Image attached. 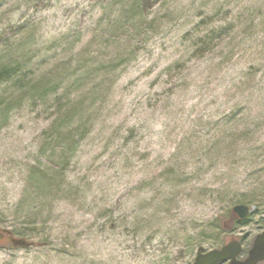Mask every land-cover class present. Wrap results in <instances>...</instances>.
I'll list each match as a JSON object with an SVG mask.
<instances>
[{"label": "rangeland", "instance_id": "rangeland-1", "mask_svg": "<svg viewBox=\"0 0 264 264\" xmlns=\"http://www.w3.org/2000/svg\"><path fill=\"white\" fill-rule=\"evenodd\" d=\"M2 70L0 264H192L264 230V0H0Z\"/></svg>", "mask_w": 264, "mask_h": 264}, {"label": "water", "instance_id": "water-1", "mask_svg": "<svg viewBox=\"0 0 264 264\" xmlns=\"http://www.w3.org/2000/svg\"><path fill=\"white\" fill-rule=\"evenodd\" d=\"M232 211L241 219L249 213V208L244 204H236ZM13 245L26 246L28 243L23 239L10 237ZM242 246L239 241L231 240L220 248L204 250L202 246L198 247L194 257L193 264H257L264 260V231L258 233L252 242L247 255L244 258H238L241 255Z\"/></svg>", "mask_w": 264, "mask_h": 264}, {"label": "trees", "instance_id": "trees-1", "mask_svg": "<svg viewBox=\"0 0 264 264\" xmlns=\"http://www.w3.org/2000/svg\"><path fill=\"white\" fill-rule=\"evenodd\" d=\"M8 71L7 70H2L0 72V81L2 80H5V79H8V77L5 75ZM250 203H254V200H251ZM229 213L232 214V211L229 210ZM255 212L254 211H251L250 214H254ZM249 214V215H250ZM248 218V217H247ZM247 218H244V219H239L237 217H235L234 219V224L235 226H238V225H244L246 223V220ZM8 233V237L11 235V231H7ZM13 237V236H12ZM15 238V237H14ZM15 239H20V238H15ZM248 248V247H247ZM244 251H246V247H244Z\"/></svg>", "mask_w": 264, "mask_h": 264}, {"label": "flooded vegetation", "instance_id": "flooded-vegetation-1", "mask_svg": "<svg viewBox=\"0 0 264 264\" xmlns=\"http://www.w3.org/2000/svg\"><path fill=\"white\" fill-rule=\"evenodd\" d=\"M3 237L8 238V234L6 232H3Z\"/></svg>", "mask_w": 264, "mask_h": 264}]
</instances>
